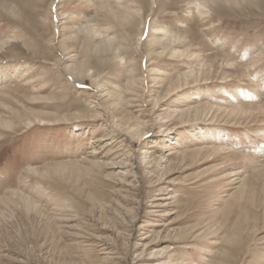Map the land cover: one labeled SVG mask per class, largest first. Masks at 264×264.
Returning <instances> with one entry per match:
<instances>
[{
  "label": "rangeland",
  "instance_id": "obj_1",
  "mask_svg": "<svg viewBox=\"0 0 264 264\" xmlns=\"http://www.w3.org/2000/svg\"><path fill=\"white\" fill-rule=\"evenodd\" d=\"M0 264H264V0H0Z\"/></svg>",
  "mask_w": 264,
  "mask_h": 264
},
{
  "label": "bare ground",
  "instance_id": "obj_2",
  "mask_svg": "<svg viewBox=\"0 0 264 264\" xmlns=\"http://www.w3.org/2000/svg\"><path fill=\"white\" fill-rule=\"evenodd\" d=\"M152 5H153V4H152ZM199 11H200V10H199ZM128 17H129V14H125V16H124L125 21H127V18H128ZM158 30H159V29H158ZM155 31H156V30H155ZM155 31H154V32H155ZM90 32H91V31H90ZM92 32H93V31H92ZM160 32H161V31H158V32L156 31V34H158V33L160 34ZM94 33H95V32H94ZM90 34H91V33H90ZM95 34H96V33H95ZM103 43H104V42H103ZM105 46H107V44H106ZM102 50L105 51V50H106V47L102 48ZM105 52H106V51H105ZM103 53H104V52H103ZM239 92H240V91H239ZM198 93L201 94V92H198ZM199 96H200V95H199ZM200 97H201V96H200ZM239 112H240V110H239ZM202 129H203V128H202ZM215 131H216V133H220V130H219V129H217V130L215 129ZM215 131H214V132H215ZM141 138H142V137H141ZM157 152H158V151H157ZM159 161H163V157L159 158ZM186 247H187V246H186Z\"/></svg>",
  "mask_w": 264,
  "mask_h": 264
}]
</instances>
